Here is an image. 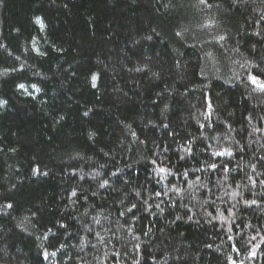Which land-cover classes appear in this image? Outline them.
Listing matches in <instances>:
<instances>
[{
  "label": "trees",
  "instance_id": "1",
  "mask_svg": "<svg viewBox=\"0 0 264 264\" xmlns=\"http://www.w3.org/2000/svg\"><path fill=\"white\" fill-rule=\"evenodd\" d=\"M260 84L264 0H0V264H264Z\"/></svg>",
  "mask_w": 264,
  "mask_h": 264
},
{
  "label": "snow or ice",
  "instance_id": "2",
  "mask_svg": "<svg viewBox=\"0 0 264 264\" xmlns=\"http://www.w3.org/2000/svg\"><path fill=\"white\" fill-rule=\"evenodd\" d=\"M93 79H95V77H93ZM251 79H252V83H254V84L258 83V81L255 77H252ZM21 87H23V86L21 85ZM260 87L264 88V84H260Z\"/></svg>",
  "mask_w": 264,
  "mask_h": 264
}]
</instances>
